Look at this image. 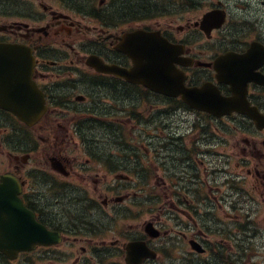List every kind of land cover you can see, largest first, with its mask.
I'll use <instances>...</instances> for the list:
<instances>
[{
    "label": "flooded vegetation",
    "instance_id": "flooded-vegetation-1",
    "mask_svg": "<svg viewBox=\"0 0 264 264\" xmlns=\"http://www.w3.org/2000/svg\"><path fill=\"white\" fill-rule=\"evenodd\" d=\"M0 43L45 105H0V182L48 240L0 264H264V0H0Z\"/></svg>",
    "mask_w": 264,
    "mask_h": 264
},
{
    "label": "water",
    "instance_id": "water-1",
    "mask_svg": "<svg viewBox=\"0 0 264 264\" xmlns=\"http://www.w3.org/2000/svg\"><path fill=\"white\" fill-rule=\"evenodd\" d=\"M12 48L0 44V65L11 63ZM7 53L8 55H6ZM15 67L19 70L0 71V105L13 109L16 101L21 99H29L32 101L33 109L37 112L42 105L43 101L40 99L42 96L39 94L36 83L31 79V72L26 70V61L21 59L17 60ZM161 88L167 92H173L167 80H160ZM180 92L186 93V89H179ZM20 116H27L25 112L17 111ZM39 113H36L38 115ZM256 119H260L255 113H251ZM12 179L4 177L0 183V249L7 252L10 256L15 254L17 250L29 248L35 243L47 242L42 233L37 237L39 232L36 231L39 225L35 222L33 214L26 210L19 200L16 198V190H6L8 184ZM14 185L17 186L16 180H12ZM35 230L36 234L33 235L30 231ZM37 237V238H34Z\"/></svg>",
    "mask_w": 264,
    "mask_h": 264
}]
</instances>
